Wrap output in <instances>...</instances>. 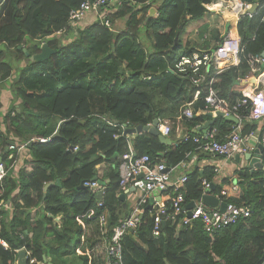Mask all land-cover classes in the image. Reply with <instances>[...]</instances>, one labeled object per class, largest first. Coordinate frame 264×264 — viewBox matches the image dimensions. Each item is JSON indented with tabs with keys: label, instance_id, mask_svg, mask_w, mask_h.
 Listing matches in <instances>:
<instances>
[{
	"label": "trees",
	"instance_id": "1",
	"mask_svg": "<svg viewBox=\"0 0 264 264\" xmlns=\"http://www.w3.org/2000/svg\"><path fill=\"white\" fill-rule=\"evenodd\" d=\"M84 1L4 0L0 5V92L2 84L9 81L13 94L6 113L0 102L2 152L14 136L27 143L30 158L25 163L33 164L31 171L22 167L16 173L12 168L16 155L3 157L9 171L0 182V200L11 209L0 205V264H15L20 249L31 252L29 264H37L31 263L32 259L42 264H108L103 254L96 250L88 254V250L95 249L100 241V215H109L110 232L123 219L126 201L119 198V157L129 146L127 136L122 135L123 124L148 125L156 118L175 119L196 91L189 78L176 71L175 64L183 55L211 53L231 27L227 25L225 33L214 29L208 41L205 24L199 31L206 44L193 46L187 36L188 23L203 18L208 12L205 5L215 0H161L159 17L150 23L154 52L149 53L139 41L138 13L147 10L153 0H117L114 6L118 12L110 18L121 10L131 14L122 34H114L100 21L76 29L75 34L70 13ZM242 1L258 4L254 12L240 15L237 29L242 46L246 54H262L264 0ZM64 30L73 31L68 45L55 36ZM44 42L56 53L42 61H31L24 50L31 55L39 53ZM120 63L125 65L122 73ZM248 70L243 56L239 65L222 71L213 84L219 96L229 102L240 97L248 85L240 80ZM213 71L214 67L210 75ZM206 92L207 88L194 110L205 107ZM243 114L245 135L258 124L247 119L248 109ZM207 117L195 115L185 121L195 125ZM232 124L220 117L213 126L224 134ZM43 138L51 140L41 142ZM133 145L140 155L148 154L169 168L190 161L197 147L192 141L168 146L150 133L138 134ZM102 164L106 168L98 178ZM193 167L183 188L184 205L201 198L203 178L213 183L211 192L220 197L227 179L218 183L212 167L203 172ZM237 174L243 179L242 193L233 201L249 207L250 217L214 235L205 232L198 219L191 225L168 220L161 236L155 238L154 216L146 209L138 234L123 239V264H264V170L242 168ZM95 177L106 183L102 206L96 191L82 187ZM57 179L60 186L46 189ZM167 207H171L169 201ZM182 218L180 215L179 220ZM89 228L96 239L86 235Z\"/></svg>",
	"mask_w": 264,
	"mask_h": 264
},
{
	"label": "built area",
	"instance_id": "2",
	"mask_svg": "<svg viewBox=\"0 0 264 264\" xmlns=\"http://www.w3.org/2000/svg\"><path fill=\"white\" fill-rule=\"evenodd\" d=\"M227 1H232L230 11L234 16L242 15L252 4L243 1L221 0V6ZM110 0H86L77 9L70 13V22L76 26L88 12L98 11L102 7H107ZM103 24L111 26V21L107 16V11L99 12ZM246 58L249 70L246 77L240 81H249L255 79L254 85L248 82L245 89L242 90L241 96L235 101L229 102L218 94V90L213 86L217 81V76L230 66H237L242 62V57ZM214 67L212 75L210 69ZM264 57L262 54L245 53L242 46L240 35L236 30L230 29L222 43L218 45L211 53L194 52L191 55H183L175 64V69L181 76L189 78L190 82L196 87L194 98L186 103L175 119H161L157 128L166 137H171L173 125L180 124L184 120L192 119L198 112L194 110V104L201 98L205 88H207L204 97L205 107L199 108L200 113H211L217 116L218 112L227 116H235L239 119L238 123L233 122L231 130L221 134L215 126L207 128L202 133H192L190 131L182 133L174 143L178 146L181 142L192 141L197 145V149L215 157L233 159L236 156L244 157L248 153H253L258 144L264 147V135H258L256 130L243 134V110L248 109L247 119L250 121L264 120ZM117 126V122H114ZM120 125V124H119ZM122 126V124H121ZM122 135H125L123 133ZM125 136H128L126 134ZM129 138L131 136H128ZM128 138V139H129ZM49 141L51 138L42 139ZM26 145L18 146L16 143L10 146L11 149L21 150ZM1 148V141H0ZM77 150V147L74 148ZM264 155V148L262 156ZM1 159V156H0ZM2 160V159H1ZM0 160V182L2 183L7 177L9 169L3 161ZM262 161V159H261ZM182 167L188 165L187 161L180 163ZM169 168L165 162L153 160L150 155H140L131 141L129 146L119 157L120 189L125 194L129 193L130 188L139 191V199L132 208L129 215L121 219L120 223L110 232L109 215L103 213L99 217L101 243H98L95 249L88 250V253L97 251L103 254L108 264H123V239L128 234L137 235L142 225V219L146 210L145 206L149 203V196H158L155 199L153 207V236H161L164 223L168 220L177 221L180 215H183L182 222L184 225H191L194 220H200L205 232L214 235L218 231L238 223L241 219L251 216L252 211L249 207L237 204L233 199L238 198L242 193V188L238 180H233L222 186L220 192V201L226 203L224 210L219 207H209L205 205L203 196L212 190V185L207 178L202 179L203 193L199 200L194 201L195 207L192 208V216L187 214L186 205H184V185L187 182L188 174L182 173L179 177H173L172 172L179 166ZM215 173L219 169L215 168ZM86 187L100 186L104 193L105 185L100 184L97 180L84 183ZM0 192V197H1ZM166 196L167 200L163 199ZM168 201L171 207L168 209ZM0 205L6 206L0 200ZM102 206V200L99 201ZM11 209V208H10ZM1 218V216H0ZM7 247V244L4 243ZM27 251V250H26ZM31 252L27 251V258L30 260ZM31 263L42 264L35 259ZM18 264V260L15 262Z\"/></svg>",
	"mask_w": 264,
	"mask_h": 264
},
{
	"label": "crops",
	"instance_id": "3",
	"mask_svg": "<svg viewBox=\"0 0 264 264\" xmlns=\"http://www.w3.org/2000/svg\"><path fill=\"white\" fill-rule=\"evenodd\" d=\"M220 1L221 0H215L209 4H206L205 6L208 9V12L206 13V15L203 18H200L197 20H191L190 23H188L189 27H188V30H186L187 36H188L189 40L191 41V44H193V46L204 47V45L206 44L204 42L206 40L204 38H202L200 31H199L200 27L205 25V24H207L208 27H207V31H206V34L204 35V37H208V39H207L208 41L210 40L211 32L214 29H219L221 33H225L226 26L229 24L231 25L230 29L236 30L238 32L237 25H238L240 16H234V13L232 11H230V5H232L233 2L227 1V3L224 2L223 6H221L222 3ZM236 1H238V0H234V3ZM240 1H242V0H240ZM112 3H113L112 6H114L115 2H112ZM160 4H161V0H153L151 3L148 4L149 8L147 10L141 11L138 13V17H140V19H141L140 20L139 41L142 44V46L145 48L146 52H149V53L154 52L153 28L150 26V23L152 22V20L154 18L159 17V11H160L159 7L161 6ZM140 8H141V6L138 7L137 9L139 10ZM117 10H118V8H117ZM155 10H157V11H155ZM112 11L116 12V8H113ZM121 11H123V12L119 11V13L114 15L112 19L110 18L111 16L109 17L111 20V27H107V28L110 29L111 31H113L114 34L124 33L128 27L127 22L129 19H131V14L129 12H126V10H121ZM145 12H146V15H145ZM97 13H98V11L88 12L86 14V16L80 22H78V24L76 26L73 27L75 34H76V31H75L76 29L87 28L89 26H92L94 23H97V20L99 19V17H98L99 13L98 14ZM244 13H246V11ZM111 14H115V13H111ZM72 33H73V31L69 32V31L64 30L62 32H59L55 36L58 38L59 37L62 38V42L65 45H68L69 42L71 41V34ZM123 66L125 67L124 64H123ZM124 67H123V69H124ZM253 78H250V80L248 82L254 85L255 81ZM148 79H150V76H148ZM237 83H238V81H237ZM242 90H241V92H242ZM95 103L97 104L98 100L95 99ZM11 106H12V102H10V99H9V101L6 104H2V108H1L2 112L6 113L11 108ZM199 108L197 110H195L196 112H198L196 116L207 115L209 118L207 117V118H205V120L198 122L195 125L191 124V123H187L185 120L182 121L178 125L174 124L172 136L171 137L169 136L170 139L172 140V146L175 145L174 143L179 138V135H181L182 133H186L188 131H190L192 133H200V132L202 133L203 127L205 126V124L207 122H209L213 119H215V122H216L217 119H219L221 117V116H214L211 113H206V114L200 113ZM165 119H169V118H165ZM114 122H116V121H114ZM215 122H214V124H215ZM257 124H258V128L256 129L257 134L259 136L264 135V120L257 122ZM129 128H134V126H131L128 123L123 124L122 129H123V132L125 133V135L128 134V136H129L132 134V133L128 132ZM143 133H147V132H143ZM139 134H141V133H139ZM137 135L138 134H133L130 138L127 136V138H129L128 141H131L133 144V138H135ZM43 139H47V138H43ZM9 141H13L18 146L26 145V147L21 149V150L11 149L10 146L14 143H10ZM40 141L41 142H48V141H43L42 139H40ZM19 143L20 142L16 137L11 136L10 139L7 141L6 146H4V152H2L3 146L1 144V148H0L1 159L4 162L3 157L5 154H9L10 158H13L16 155L15 161L12 163V168L14 169V171L17 173L22 167H25L28 171H31L33 169V164L30 162L25 163V160L30 158L29 151L27 149V143H24V144H22V143L19 144ZM31 144H32V142L29 143V145H31ZM6 148H7V150H6ZM261 159H262L261 162L264 164V155L262 156ZM187 163H188V165L186 167H182L181 165H179L177 167V169L172 172L173 177L176 178V177H179L182 173H188L192 169L194 170L193 164H194V166H198L199 169L201 170V172H203L204 168H206V167H212L214 172H216L215 168L217 167L219 169V172H217V174L215 173L214 181H216L218 183H222V181L224 179H227V182L224 183L223 186L228 184V183H231L234 179L238 180L240 182V185H241V183L243 182V179L239 176V174H237L238 169L240 170L242 168H247L248 170L253 171V170L258 168V167H254V166L252 168H250L249 165L251 163V160L247 159L246 156H244V157L239 156V160H238L237 156L234 157L233 159H226L223 157H215V156L209 155L203 151H200L199 149H197V147H196V152L192 155L191 160L187 161ZM4 164L6 165L5 162H4ZM105 168H106L105 164H102L98 167V178L102 177L103 171ZM94 191H96L98 194L97 190H94ZM120 191H121V189H120ZM122 194L125 195L123 199L121 198ZM102 195H104V193ZM139 197H140V195L136 190H134V191L130 190L129 193H126V194L123 191H121L119 198L121 199V201H126V207H123L122 217H125L126 215L130 214L132 208L135 206ZM151 198L153 199L154 203H155V199H159L158 196H149V199H148L149 202H150ZM102 199H103V197L100 199L99 194H98V200L100 201ZM163 199L167 200L166 196H163ZM154 203H153V207H154ZM5 205H8V207H10V205L8 203ZM147 205L145 206L146 209H147ZM4 207H6V206H4ZM8 209H10V208H8ZM152 214H153V208H152ZM55 220L57 222H60V217H56ZM177 221L182 222V219L181 220L177 219ZM142 223H143V219H142ZM166 223L164 224V226L166 225ZM182 224H184V223L182 222ZM99 227H100V225H99ZM86 235L88 237H92L94 239H96L95 237H97V235L95 236V234H92V231L90 230V228L87 230ZM131 235H133V234H131ZM32 236H33V233H30L29 237L32 238ZM133 236H136V235H133ZM99 237H100L99 243H101L102 242L101 241V235Z\"/></svg>",
	"mask_w": 264,
	"mask_h": 264
},
{
	"label": "water",
	"instance_id": "4",
	"mask_svg": "<svg viewBox=\"0 0 264 264\" xmlns=\"http://www.w3.org/2000/svg\"><path fill=\"white\" fill-rule=\"evenodd\" d=\"M2 2H3V0H0V4ZM257 7H258V4H252L251 7L246 10V12L247 13L254 12L257 9ZM155 11H157V10H155ZM177 40H178V38L176 39V42H177ZM24 51H25L26 55L30 58L31 61H42V60L50 58L52 56V54L56 53V49L50 48L49 44L46 43V42H44L41 45V51L39 53H35V54L31 55L30 52L27 49H25ZM262 55L264 57V51H263ZM120 66H121L120 73H122L123 72V64L120 63ZM254 81H255V79H254ZM217 116L224 117V114L221 113V112H218ZM225 118L229 119V120H232L233 122H236V123H238V121H239V119L236 118L233 115L227 116ZM158 122H159V119L156 118V119L153 120L152 124H148V125L140 124L137 127L129 128L128 132H130L132 134H139V133L147 132V133H150V134L158 136L162 143H164V144H166L168 146H171L172 145V140L170 139V137L164 136L158 130V128H157ZM214 122H215V119L207 122L205 124V126L203 127V131H205L209 126L214 125ZM57 135H58V133H57ZM9 142L10 143H14L13 141H9ZM263 148L264 147H263L262 144H258L257 149L253 153H248V154L245 155L247 159L251 160V163L249 165L250 168H252L254 166V167H258V168H263V170H264V164L261 162ZM6 150H7V148H6ZM237 158L239 160V156H237ZM94 180H97L102 185L106 184L105 182L99 180L97 177H95ZM53 185L60 186L61 185V180L57 179L54 182L48 183L46 185V189L48 187H50V186H53ZM82 187L85 188L86 186L82 185ZM214 188H215L214 185H212V189H214ZM92 189L98 191L100 199L103 197V195H102L103 192L100 189V186L92 187ZM130 190L134 191L135 188L132 187V188H130ZM124 196L125 195L122 194L121 198L123 199ZM203 201H204L205 205H207L209 207H219L221 210H224L225 207H226V203L225 202H221L219 197L215 196L211 191L208 194L203 196ZM153 203H154V201L151 198L149 204L147 205V209L152 210ZM185 207L187 209L188 216L191 217L192 216V208L195 207V202L192 201V202L186 204ZM18 264H29V260L27 258L26 249H20L18 251ZM49 264H52V263H49Z\"/></svg>",
	"mask_w": 264,
	"mask_h": 264
},
{
	"label": "rangeland",
	"instance_id": "5",
	"mask_svg": "<svg viewBox=\"0 0 264 264\" xmlns=\"http://www.w3.org/2000/svg\"><path fill=\"white\" fill-rule=\"evenodd\" d=\"M112 2H117V0H110V3L107 7H102L101 9L98 10V13L101 12V11H107V16L110 17L111 16V13H116L118 12L117 10V7L116 6H112L113 3ZM118 2H120V0H118ZM113 8H116V12L115 11H112ZM97 13V14H98ZM101 16L100 14H98V17ZM110 19V18H109ZM100 21V24L104 25L103 24V21L101 20V18L99 17V19L97 20V22ZM111 21V20H110ZM105 27H107L106 25H104ZM194 39V38H193ZM124 67V66H123ZM10 82H6V83H3L2 86H1V92H0V102L2 104H6L9 99H10V102L13 101V94H12V90H11V87H10ZM110 119V118H109ZM161 119H159L160 121ZM110 121V120H109ZM113 124H114V121H113ZM152 124V123H150ZM138 126V125H137ZM137 126H134V127H137ZM209 128V127H208ZM162 134V133H161ZM133 134L129 135V136H132ZM172 146V145H171ZM139 193V191H137Z\"/></svg>",
	"mask_w": 264,
	"mask_h": 264
},
{
	"label": "clouds",
	"instance_id": "6",
	"mask_svg": "<svg viewBox=\"0 0 264 264\" xmlns=\"http://www.w3.org/2000/svg\"><path fill=\"white\" fill-rule=\"evenodd\" d=\"M3 1H4V0H3ZM2 3H3V2H2ZM2 3H1V4H2ZM1 4H0V5H1ZM110 27H111V26H110ZM151 211H152V210H151Z\"/></svg>",
	"mask_w": 264,
	"mask_h": 264
}]
</instances>
